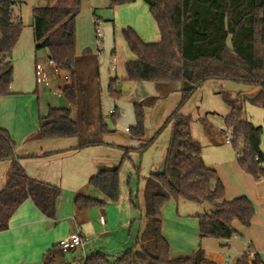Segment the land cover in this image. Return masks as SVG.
<instances>
[{"label":"trees","instance_id":"trees-1","mask_svg":"<svg viewBox=\"0 0 264 264\" xmlns=\"http://www.w3.org/2000/svg\"><path fill=\"white\" fill-rule=\"evenodd\" d=\"M135 1L110 0V6L115 8ZM142 1L149 6L160 40L149 43L132 27L122 29L125 43L134 55V59L124 65L126 79L153 82L160 96L179 91L181 100L151 139L137 149L121 148L125 152L123 159L129 158L131 150L142 155L164 128L172 127L165 169L151 173L147 178L144 207L132 197L134 208L144 212L146 218L143 243L139 249H128L114 260L97 253L88 257L84 264H215L201 246L191 256L171 258L170 243L163 236L162 210L170 199L210 204L213 210L195 215L200 238L229 240L242 236L234 222L244 228L252 224L256 205L246 195L226 199L224 184L216 170L205 163L202 146L192 137L191 121L181 114V108L204 83L213 80L233 81L258 88L259 93L264 92V0ZM81 5L82 0H43L33 9L36 50H46L49 60L61 70L70 72L71 84L65 88L64 96L72 106H78L86 92L84 76L79 74L76 66V20ZM23 28L21 2L0 0V97L14 94L12 53ZM93 74L98 75L97 67ZM117 82L118 78H113L108 86L109 96L114 100L122 97ZM156 100L154 96L135 104L136 124L128 128L132 139L144 140L145 106ZM261 102L264 106V101ZM72 114L71 107H49L47 114L39 117L34 138L74 136L79 142L73 149H83L102 145L101 138L115 132L107 125L101 110L97 114V124L84 130ZM116 115L117 110L111 115L113 121ZM82 120H85L84 115ZM224 120L231 130V146L236 152L238 165L255 180L261 179L264 177V169L260 167L264 159L262 127L246 119L243 107L239 105H232ZM19 159L15 141L8 130L0 128V161L10 160L12 169L0 190V233L9 229L10 219L27 199L46 217H56L60 187L28 176ZM135 169L139 171L136 166ZM89 184L106 199L118 201L120 167L100 171L89 179ZM75 205L79 210H88L102 207L104 202L78 194ZM251 247L248 243V251L236 258V264H264L259 253L250 256ZM54 258V250L48 251L44 264L53 263Z\"/></svg>","mask_w":264,"mask_h":264},{"label":"crops","instance_id":"crops-1","mask_svg":"<svg viewBox=\"0 0 264 264\" xmlns=\"http://www.w3.org/2000/svg\"><path fill=\"white\" fill-rule=\"evenodd\" d=\"M140 1L142 0H136L133 4L128 5L131 7L137 5V7L142 8L143 6ZM109 3L110 0H90L89 6L93 10L97 7L107 6ZM83 7L84 1L82 0L80 12L83 10ZM80 12L76 20V30L78 19H80L79 17L82 15ZM147 13V10L141 13L144 18V25L140 24L138 17L133 21L135 23H130V25L134 26L135 30L144 41L149 43L157 42L151 41L154 35L153 32L152 35H149V33L146 34V30L153 29V23H155L154 20V22H152L150 18H147ZM101 18L102 17L93 13L91 17L92 24L95 25V27H100ZM85 21L86 23H90L86 18ZM30 25L33 33L35 53L33 56L30 51L31 58L27 60L26 66V68H28V75L25 74L26 78H21L17 84V75L14 77L16 61L12 53V91L14 94L0 97V128L8 130L12 139L15 141L16 154L20 156L19 162L28 176L60 187L61 194L57 201V212L54 219H50L43 215L30 199L22 203L10 219L9 229L0 233V264H44L45 254L50 250H54L55 253L54 261L50 264H57V258L60 255H65L59 248V241L74 232L86 235L89 241L83 246L71 251V253H73L80 249L82 254V257L73 264H84L88 257L97 253H103L108 258L115 259L128 249L137 250L143 243L142 234L146 227V218L144 212L140 213L134 208L132 197H135L140 206L144 207V186L146 180L151 173L164 171L170 138L165 146L163 155L153 164L152 171L146 175L143 180L139 179L136 191L131 188L130 181L127 180L129 189L124 186L123 190H120L118 201L112 202L106 199L100 191L89 184V179L102 170L121 168L125 153L121 148L137 149L148 139L144 138L143 141L136 140L140 142L136 146L135 143L129 142L126 138L121 136L117 138L108 134L101 138L103 142L102 145L89 146L83 149H73L79 142L78 138L74 136L35 139L34 136L39 127V117L47 114L48 110H46V108H63L54 105L55 103H53V101L50 103L49 100L45 104L43 101L45 91L51 92L54 96L65 98L64 90L71 84V80L66 82L56 73L55 68L49 64L47 52L43 59L38 58L33 32V14ZM146 36L150 41L144 39ZM110 43L111 35L108 34L107 37L102 34L103 50L100 53L94 55L90 52L86 53L85 51L80 55L77 53L76 47V54L77 57L83 59V62H80V68L82 70L83 67L87 69L89 64L91 66L94 64L93 60H91L92 57H94L97 62L98 75L92 73L88 75L89 77L87 79L90 85L95 88V90L93 89V100H95L93 105L94 114H98L99 110H101L102 113L106 108L108 110V115L103 116L102 114L103 118L106 119L109 115H112L111 111L116 109L120 114L123 112V117L127 118L132 114L129 104L114 99V101H111L112 98L110 96L108 99L103 96L104 81L102 80V68L98 56L101 54L103 55V52L105 53L107 51ZM109 53L108 51L107 55H109ZM113 54H115V49ZM111 62L113 63V60ZM19 63L18 61V64ZM113 71H117V69ZM113 78H118L117 86L119 84L123 85L124 81L127 80L126 73H123L121 76L117 75L111 77L109 80L106 79L105 83L107 89ZM134 83H137L138 86H133L128 93L132 94L136 89V94H142L140 97L141 99L146 98L145 100H147L150 97H157V100L153 104L145 106V111L158 110V108L163 110L160 116L156 118V122L158 121V123L154 126V129L157 130L160 124L165 122L164 120L169 117L168 114H171L180 103L181 93L179 91H174L167 96H160L153 82ZM250 88L249 92L253 93L256 91L255 88ZM145 90H147L146 93L141 92ZM141 99L138 101L133 97L132 100L134 101H131L134 103L133 106H135L136 103H141ZM168 99L172 101V104L166 107L169 102ZM133 110L135 112L134 107ZM156 115L158 114L156 113ZM161 120L163 121L160 122ZM127 128L129 127H125L124 131L126 134L130 135V132L126 131ZM169 128L171 137V125H169ZM190 130L192 133V125L190 126ZM207 134L212 140L214 139L213 134L210 132ZM122 135L124 134L122 133ZM96 136L97 134H95V137ZM130 139L132 140L131 136ZM131 156V152H129V159ZM209 167L216 170L218 177L223 182L227 200H232L244 195L252 199L257 207L252 224L249 228H244L238 222H234V227L243 236V239L234 236L229 240H212L209 237L200 238L199 236V241H195L194 238L190 237L193 242L192 245H190V247L185 245L183 249H174L172 237L163 230V236L170 243L171 258L191 256L193 252L201 246L206 251L211 261L215 264H225L224 260L226 256H231L229 255L231 252H234L232 256L237 257L243 252L248 251V243L252 245L251 252L259 253L262 256V254H264V186L261 187V190L247 189V184L253 179L244 169L239 167L237 159L233 161L230 157L225 160V163L218 164L216 167L209 165ZM11 170L10 160L0 161V190L5 186L11 174ZM122 180L123 176L120 175V188ZM256 184L264 185V179H259ZM98 192L101 196L97 197V199L104 202L102 207H92L88 210L77 209L75 200L78 194L95 197L98 195L96 194ZM198 205L201 206L200 209H202V212L197 211L196 215L207 212L204 209V204L198 203ZM102 215L105 216L104 223L99 219ZM176 219L178 224L192 225L195 223L180 217ZM181 221H183V223H181Z\"/></svg>","mask_w":264,"mask_h":264},{"label":"rangeland","instance_id":"rangeland-1","mask_svg":"<svg viewBox=\"0 0 264 264\" xmlns=\"http://www.w3.org/2000/svg\"><path fill=\"white\" fill-rule=\"evenodd\" d=\"M18 1L21 2V15L23 17L25 27L22 31L21 38L18 41L13 52V57L16 61L14 72V77L17 75L16 84L19 80H21V78H24L26 76L25 74L28 75V68H26L27 60L31 58L30 51L33 56L35 53V45L33 43V33L30 22L32 20L34 7L43 3V0ZM83 1L84 7L80 12L82 15L81 17H79L80 19H78L77 23V53L82 55L87 49H89V52L91 54L96 55L98 53L96 27L91 22L93 13L102 17L99 27L102 34L107 37L108 34L111 35V43L109 44V48H107V51L105 53L103 52V55L101 54L98 56L101 62L102 80L104 81L103 96L108 99L109 93L108 89L106 88V79L109 80L111 77H115L117 75L121 76L123 73H126L124 66L125 63L131 59H134V55L127 47L123 38L122 29L128 26L135 29L134 26L130 25V23H135L133 21L136 17L139 18L138 21L140 22V24L144 25V18L141 14L142 11L147 10V18H150L152 22H154V19L151 16L149 6L146 5V3H144L143 1H140L141 5L143 6L142 8L137 7V5H133L131 7L128 4L112 8L109 3L107 6L97 7L93 10L89 6L90 0ZM85 18L86 20L90 21V23H86ZM153 24V29H147L146 34L149 33V35H152L153 32L154 35L152 39L154 40L151 39V41L158 42L160 39V34L157 25L155 23ZM144 39H148L150 41L147 36ZM114 49L115 54H113ZM108 51L110 52L109 55H107ZM46 52V50H40L36 53L38 58L43 59L46 55ZM113 59H116V65L118 67L117 71L112 70L113 63L111 61ZM91 60H93L94 64L92 66L89 64L87 69H85L86 67L84 68L82 66L84 71L80 68V62L82 63L83 59L77 57L76 60L78 72L81 76H84L83 84L86 88V92L82 94L78 106H72L64 97L54 96L49 91H45V95H43V101L45 104L49 100L50 103H52L53 101V103H55L54 105L57 106L71 107L73 110L72 117L74 120L81 123L82 130L88 127L92 128L93 125L97 124V114H94L93 106L95 103V100H93V89L95 90V88H93L88 82L89 80H87L88 75L94 73L97 67L95 58L92 57ZM18 61L20 62L19 64ZM133 86L138 85L137 83L128 80H125L123 85L119 84L117 86L118 90L122 92V97L117 101L129 104V108L132 110L131 116L124 118L122 112L121 114L118 113V115H116L115 121H113L110 115L105 120L109 128L115 130L113 134H109L110 136H114L117 138L121 136L123 138H126V140H128L129 142L135 143L137 146L140 142L133 139L131 140V135L126 134L124 131L125 127L130 128L135 125V112L133 110L134 103L131 102L134 101L132 100L133 97L134 99L140 101V97L142 96L141 93L136 94V89L132 92V94L128 93ZM250 89L251 88L249 86L235 83L233 81H208L204 83L181 108V114L188 117L191 121L192 137L202 146L203 157L205 163L208 166L211 165L216 167V165L218 164L225 163V160L230 157L233 159V161L237 159V155L233 147L225 143L226 136H231V130L225 123L224 119L227 115H229L232 105L242 106L245 118L251 121L255 126L262 127L263 131L261 136V149L264 152V106L261 102L264 101V92L259 93V90H257L258 88H255L256 91L251 93L249 92ZM146 91L147 90L141 92L146 93ZM145 99L146 98H142L141 102ZM169 100L170 99H168V101ZM111 101L114 100L111 99ZM171 104L172 101H169L166 107H169ZM46 110L48 109L46 108ZM107 111L108 110L106 108L102 111L103 116L108 115ZM162 111L163 110H161V108L153 111H145V139H151L163 125L164 122L160 124V122L163 121L161 120L159 122L160 126L157 128V130L154 129V126H156V124L158 123V121L156 122V118L160 116ZM156 113L158 115H156ZM82 115L85 116V120H82ZM169 115L170 113L168 114V116ZM207 131L214 135L213 140L209 137ZM122 133L124 135H122ZM169 138L170 128L169 126H167L157 136L151 147L148 148L142 155H140L135 150L130 151L132 155L131 158L124 159V162L122 163L120 168V175L123 176L120 190H123L124 186L125 188H128V181H130L131 188L135 191L137 190L139 179L143 180L145 176L152 171L153 164L157 161V159L160 158V156L163 155L165 146L168 143ZM135 166L139 168V171L135 169ZM249 176L253 180L249 181L250 183L247 184V189L261 190V187L264 185L256 184L258 183V180H255L250 174ZM262 179H264V177H262ZM96 194H98L97 196H95L96 198L101 196L99 192ZM200 208L201 206L198 205V203L187 201L184 199H180L179 201L170 199L165 204L162 213L163 230L165 233H168L172 237V245L174 249H183L185 248V245L187 247H190V245H192L193 243L191 238H194L195 241H199L200 238L198 234V222L195 218V215L197 211L202 212V209ZM179 217L182 219H186L187 221L191 220V222L193 221L195 223H193L192 225L178 224L176 218ZM181 223H183V221H181ZM238 237L243 239V236ZM211 239L217 240L215 238ZM233 253L234 252H231L229 255L232 256L234 255ZM81 257L82 254L80 249L73 253H71V251L65 252V255H60L57 258V264H73L76 263ZM262 258L264 260V254H262ZM111 260H114V258Z\"/></svg>","mask_w":264,"mask_h":264},{"label":"built area","instance_id":"built-area-1","mask_svg":"<svg viewBox=\"0 0 264 264\" xmlns=\"http://www.w3.org/2000/svg\"><path fill=\"white\" fill-rule=\"evenodd\" d=\"M96 36H97V52L100 53L103 50V46H102V33L101 30L99 29V27L96 28ZM116 59H113V66L112 69L115 70L117 69V65H116ZM49 64H51L55 70L56 73L66 82L71 80V74L69 71H63L61 70L57 64L53 61V60H49ZM116 112V109H113L111 111L112 114H114ZM126 131H129V129L127 128ZM231 136H226L225 138V142L227 144L231 145ZM260 167L262 169H264V159L263 161L260 162ZM100 221L102 223L105 222V216L102 215L100 216ZM89 241V238L86 235H83L79 232H74L72 234H70L69 236L61 239L59 241V248L62 252H69L72 250H75L78 247L83 246L84 244H86ZM255 255L254 252H250V256L253 257ZM225 264H236V257L234 256H226L225 260H224Z\"/></svg>","mask_w":264,"mask_h":264},{"label":"water","instance_id":"water-1","mask_svg":"<svg viewBox=\"0 0 264 264\" xmlns=\"http://www.w3.org/2000/svg\"><path fill=\"white\" fill-rule=\"evenodd\" d=\"M204 209H205V211L213 210L212 207H211V205L208 204V203H205L204 204Z\"/></svg>","mask_w":264,"mask_h":264}]
</instances>
